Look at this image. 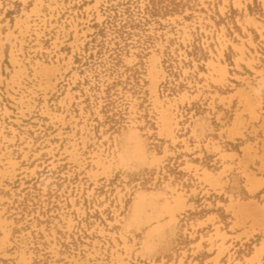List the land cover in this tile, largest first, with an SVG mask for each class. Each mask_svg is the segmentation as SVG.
I'll return each mask as SVG.
<instances>
[{"label":"rangeland","instance_id":"rangeland-1","mask_svg":"<svg viewBox=\"0 0 264 264\" xmlns=\"http://www.w3.org/2000/svg\"><path fill=\"white\" fill-rule=\"evenodd\" d=\"M0 264H264V0H0Z\"/></svg>","mask_w":264,"mask_h":264},{"label":"bare ground","instance_id":"bare-ground-1","mask_svg":"<svg viewBox=\"0 0 264 264\" xmlns=\"http://www.w3.org/2000/svg\"><path fill=\"white\" fill-rule=\"evenodd\" d=\"M257 254V253H256Z\"/></svg>","mask_w":264,"mask_h":264}]
</instances>
